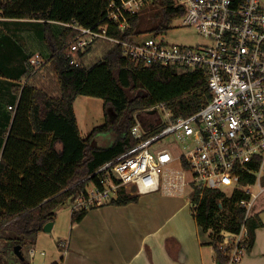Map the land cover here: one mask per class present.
Listing matches in <instances>:
<instances>
[{
    "label": "trees",
    "instance_id": "16d2710c",
    "mask_svg": "<svg viewBox=\"0 0 264 264\" xmlns=\"http://www.w3.org/2000/svg\"><path fill=\"white\" fill-rule=\"evenodd\" d=\"M153 3L159 6L155 13L159 22L153 30L169 29L185 12L174 5V0ZM107 5L108 0H8L1 4L8 18H36L46 25L43 38H51L48 60L55 78L52 85L39 86L29 81L30 75L25 84L18 86L19 98L12 108L13 120L0 159V237H6L13 247L20 245L22 257L24 245L36 238L46 223L55 220L58 208L68 200L73 203L87 192L92 181H98L97 176H91L98 168L139 142L132 133L138 112L165 103L173 117L186 116L210 99L203 70L137 64L118 45L93 63L71 65L64 47L76 31L64 27L56 36L50 24H100L105 22ZM139 21L138 13L130 18L131 26L125 32L112 29V33L119 37L138 34ZM79 95L104 100L105 121L87 136L81 133L74 108ZM100 135L111 142L95 147L92 141ZM242 182H255V176L244 173ZM192 195L197 202L199 193ZM250 198L242 189L230 195L221 189H207L200 204L193 206L198 224L211 238L217 264H228L233 248L220 247L221 231L240 232L247 212L241 201ZM138 200L139 194L122 187L110 203L125 205ZM88 210L73 212V222L81 221ZM261 223L257 213L247 218V251ZM22 260L29 264L25 258Z\"/></svg>",
    "mask_w": 264,
    "mask_h": 264
},
{
    "label": "built area",
    "instance_id": "2783aa9c",
    "mask_svg": "<svg viewBox=\"0 0 264 264\" xmlns=\"http://www.w3.org/2000/svg\"><path fill=\"white\" fill-rule=\"evenodd\" d=\"M7 1L0 0V20L8 18L1 7ZM153 2L108 0L105 22L92 26L55 21L76 31L65 44L66 58L71 65L80 66L100 44L118 45L137 64L203 70L210 99L186 116L173 117L165 103L149 107V111L157 114L162 108L167 118L148 121L144 131L137 120L132 133L139 142L91 175L97 176L98 181H92V187L89 184L87 192L75 198L72 210L110 203L122 187L136 194L170 195L185 194L189 188L192 206L200 204L207 189H221L227 195L242 189L251 196L241 201L247 207L246 222L258 197L249 186L258 183L264 191V0H174L175 6L185 9L178 18L179 25L196 28L207 39L202 44L169 43L163 36L173 24L167 30L127 37L112 33V29L125 32L131 26L130 18ZM44 62L39 52L32 54L29 58L32 73ZM168 136L173 139L159 146ZM244 173L255 176V182L243 183ZM195 192L199 193L197 202L192 195ZM245 222L240 232L221 231L220 247L233 246L228 264H239L247 251ZM59 246L68 250L67 241ZM29 253L32 259L29 264H36L33 262L36 247L31 246Z\"/></svg>",
    "mask_w": 264,
    "mask_h": 264
},
{
    "label": "crops",
    "instance_id": "0c3cea01",
    "mask_svg": "<svg viewBox=\"0 0 264 264\" xmlns=\"http://www.w3.org/2000/svg\"><path fill=\"white\" fill-rule=\"evenodd\" d=\"M9 19L12 18L0 22ZM8 45L4 39L0 40V54ZM18 61L8 67L9 79L0 74V89L14 96L8 104L0 102V159L9 132L5 130L13 120L14 110L10 106L17 105V88L27 78L24 77V63ZM6 108L12 110L11 116ZM147 195L150 197L144 201L139 194L137 202L95 206L81 221L75 222L72 204L67 229L58 227L56 219L51 229H56L57 242H68V250L63 251L60 243L56 248L48 247L37 264H55L60 260L65 264H217L211 238L198 224L189 197L164 192ZM255 213L262 223L256 229L252 247L239 264H264V200L258 204ZM41 233L44 230L38 236ZM26 261L31 263V259Z\"/></svg>",
    "mask_w": 264,
    "mask_h": 264
},
{
    "label": "rangeland",
    "instance_id": "374dc122",
    "mask_svg": "<svg viewBox=\"0 0 264 264\" xmlns=\"http://www.w3.org/2000/svg\"><path fill=\"white\" fill-rule=\"evenodd\" d=\"M159 10L158 4H148L140 10V21L138 24V30L141 32L138 34L149 33L153 30L155 26H157L159 19L155 17V13ZM179 18V17H178ZM178 18L175 19L172 24L173 28H170L167 34L163 37L169 43H177V44H185V45H196L206 43L207 39L198 32V30L194 27L190 26H182L179 25ZM51 30H53L54 34L58 36L61 31L64 29V26L59 23H51ZM46 25L42 20L36 18H12L9 20H5L0 22V40L4 39V42L8 43L7 49L2 51L0 54V67L1 71L4 74L3 76L7 77L8 67L10 63L13 61L24 63L25 66V76L27 77L25 82H27L28 78L30 82L36 83L41 86L44 85H52L55 82L54 78V70L52 68V62L49 61V55L51 54V49L49 47V41L51 38L45 39L43 38V34L45 33ZM3 35V36H2ZM162 39V36L158 38ZM64 46V45H63ZM63 46H61L63 48ZM61 48V49H62ZM113 48L111 44L103 43L99 46L95 47L91 50L90 53L84 58L85 64L93 63L94 61L102 58L104 54ZM39 52L43 56V60L45 61L40 68L34 71V68L29 63V58L32 54ZM32 73V74H31ZM4 80V82L7 81ZM25 79V78H24ZM14 96L9 95L7 91L4 89H0V102H5L8 104L13 101ZM74 108L76 111V115L78 118L79 128L81 133L84 136H87L92 129L104 123L105 121V112H104V100L100 97L87 96V95H79L75 102ZM157 113H153L148 109L142 110L137 114L138 122H141V130L144 131V126L147 125L148 121L151 120H159L161 117L163 120L167 118V114L163 112L162 108H159ZM6 112L9 116H11L12 110L6 108ZM1 129V128H0ZM10 126H8L5 130L8 131ZM4 132V133H5ZM109 136V135H108ZM101 138H97L95 142L101 146L108 145L111 140L109 137L105 135H100ZM173 136H168L162 139L159 142V146L167 145ZM94 141V140H93ZM174 166H177V163H173ZM262 186H264V177L262 180ZM92 184H90V188ZM250 190L253 194H258L256 199L255 206L252 207V212L255 213V210L264 200V191H261V185L258 183L251 184L249 186ZM154 194L155 192H151ZM151 193L140 194V199L142 201L149 199V195ZM190 192L189 188L184 194V197H189ZM72 200H68L66 203L61 205L57 210V226H62L63 229H67L70 210L72 207ZM193 212V206H190ZM57 228V227H56ZM56 229L51 231H44L41 233V236L31 239L27 244L23 247V256L26 260H30L29 248L30 246H35L37 249V253L33 259V262L40 263L44 255H42V251L47 250L48 247L56 248L57 245L64 241L61 240L57 242V237L55 235ZM37 239V242L35 241ZM15 247L11 245V243L6 239V237H0V264H23V260L19 257L15 252ZM32 260V259H31Z\"/></svg>",
    "mask_w": 264,
    "mask_h": 264
},
{
    "label": "water",
    "instance_id": "95a60500",
    "mask_svg": "<svg viewBox=\"0 0 264 264\" xmlns=\"http://www.w3.org/2000/svg\"><path fill=\"white\" fill-rule=\"evenodd\" d=\"M92 144H93L95 147H104V146H101V145L97 144V143L95 142V140L92 141ZM53 225H54V222H53V221H50V222H48V223H46V224L44 225L43 230H44V231H51ZM20 249H21V246H20V245H17V246L15 247V253L18 254L21 258H24V256L22 257V252L20 251Z\"/></svg>",
    "mask_w": 264,
    "mask_h": 264
}]
</instances>
